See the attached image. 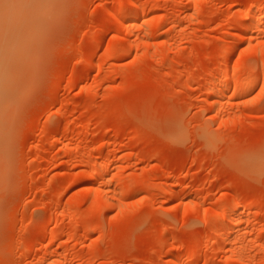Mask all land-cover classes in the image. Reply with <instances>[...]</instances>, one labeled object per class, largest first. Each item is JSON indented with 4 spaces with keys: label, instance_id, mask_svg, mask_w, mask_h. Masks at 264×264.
I'll return each instance as SVG.
<instances>
[{
    "label": "rangeland",
    "instance_id": "obj_1",
    "mask_svg": "<svg viewBox=\"0 0 264 264\" xmlns=\"http://www.w3.org/2000/svg\"><path fill=\"white\" fill-rule=\"evenodd\" d=\"M8 5L0 264H264V0Z\"/></svg>",
    "mask_w": 264,
    "mask_h": 264
},
{
    "label": "bare ground",
    "instance_id": "obj_2",
    "mask_svg": "<svg viewBox=\"0 0 264 264\" xmlns=\"http://www.w3.org/2000/svg\"><path fill=\"white\" fill-rule=\"evenodd\" d=\"M4 1H6V0H0V5H3L4 4ZM122 1V0H121ZM117 3H119V4H117L118 6L119 5H121L120 3V1H118ZM117 6V7H118ZM125 5H124V3H123V7H124ZM115 7H116V5H115ZM22 8V5H19V8H18V10H16V9H14L12 6H10V5H8L6 8H2V10H1V12L2 13H0V26L1 27H6L7 29H15L16 30V28L19 26V18H17V12L19 13L20 12V9ZM116 9H118V8H116ZM116 9L114 8V12L116 11ZM120 10H121V6H120V8H119ZM119 9L117 10V13H118V11H119ZM123 11V10H122ZM26 12V9H25V7H24V5H23V9L21 10V12L19 13V14H21V13H25ZM28 12H29V14L31 13V11H30V9H28ZM114 12H112V15H113V13ZM36 15V13H35V11L33 10V12H32V15ZM114 14H116V13H114ZM22 15V14H21ZM253 15H255V18L253 17ZM252 16H251V18H252V20L254 21L255 19H256V13H254ZM113 16H117V14L116 15H113ZM131 16V15H130ZM133 16V18H130V20L131 21H129V23L128 24H132V22H135L137 19H139V18H137L136 16H134V15H132ZM261 18H262V20H264V17H262L261 16ZM150 20V19H149ZM147 21V22H146ZM145 21V24L147 25V24H149V23H151L152 24V22H153V24L155 25V22H156V20L155 21H153V19H152V21H148V20H146ZM149 22V23H148ZM255 22V21H254ZM254 22L252 23L253 24V26L251 27L252 29H250L249 28V31H251V34L249 33V35H252V33L253 32H255V30L257 31V29H255V25H254ZM260 22H264V21H259V23ZM151 24L149 25V27L151 26ZM251 24V25H252ZM255 24H256V22H255ZM257 24H258V22H257ZM256 24V25H257ZM250 25V26H251ZM148 26V25H147ZM257 28H258V26H256ZM253 37V35L249 38V39H251ZM253 40V39H252ZM252 40H250L251 42H252ZM249 41V40H248ZM249 41V43H251ZM15 43H18V40L17 39H14V41H13V47L14 48H16V44ZM253 45H254V43H252ZM252 44H249V45H251V47L253 48V45ZM260 45H262V43L260 44ZM263 45H264V42H263ZM256 47V45H254V48ZM260 47H262V46H260ZM252 48H250V49H252ZM260 49H264V48H260ZM253 50V49H252ZM262 52H264V50L262 51ZM9 64H10V61L8 60V57L5 55V54H3V57H1L0 56V105H1V103H2V101H3V99L5 98V90H6V88H5V86H4V83H5V79H6V73L9 71V68H10V66H9ZM236 71H237V69H235ZM236 71H235V73H236ZM251 73V72H250ZM8 74V73H7ZM225 74V73H224ZM223 74V76H221L222 78L225 76ZM227 74V73H226ZM249 72L248 73H246L245 75H247V77H245V75L243 74L241 77H239L240 79H237V80H239L241 83H239V81H237L236 83L237 84H235L234 86H235V89L236 90H238L239 89V91H238V93L241 91V92H243V89H244V91L248 88V87H251V89L254 87L253 85H256L255 84V82H257V79H256V81H255V77L253 78V73H251V74H253V75H251V74H249ZM243 76H244V78H243ZM249 76V77H248ZM252 76V77H251ZM225 77H227V75L225 76ZM220 78L221 80H223V85H227L226 83H225V81H227V79H228V77L227 78ZM246 78V79H245ZM219 79V80H220ZM242 79L244 80V81H242ZM225 80V81H224ZM220 82V81H219ZM227 83H229V82H227ZM220 85H222L221 83H220ZM222 85V86H223ZM233 86V87H234ZM212 87H213V90H212ZM220 87V86H219ZM225 88H222L221 89V87L220 88H218V89H220V90H218L219 92H221L222 90H223V92H224V89H226V87L227 86H224ZM214 86H212V85H210V88H208L210 91L212 90V91H214ZM234 89V88H233ZM248 90H249V88H248ZM216 91V90H215ZM214 91V92H215ZM235 91V90H234ZM213 92V93H214ZM215 93H217V94H215L214 96H216L215 98H216V100L217 99H221V97H222V92H221V94L220 93H218L217 91L215 92ZM224 95V94H223ZM217 101H219V100H217ZM105 170V169H104ZM95 173H94V176L97 178V180H99L100 178L99 177H101L102 175H104L105 174V172L101 169V168H96L95 169V171H94ZM99 178V179H98ZM92 188V189H91ZM90 189V191L92 192H94V194H95V191H96V188H95V186H94V188L93 187H91ZM99 190V189H98ZM98 193H99V191H97ZM97 193V194H98ZM97 194H95L94 196L97 198V196H98V198H99V195H97ZM101 196H104V197H102V201H104L105 200V198H108V197H105V194H100V197ZM95 198V199H96ZM98 198H97V200H98ZM109 199V198H108ZM108 199H106L104 202V204H106L107 206H110L109 204H107V202L109 203V200ZM101 201V202H102ZM107 201V202H106ZM237 221V220H236ZM238 222H235V225L237 224ZM239 224V223H238Z\"/></svg>",
    "mask_w": 264,
    "mask_h": 264
}]
</instances>
